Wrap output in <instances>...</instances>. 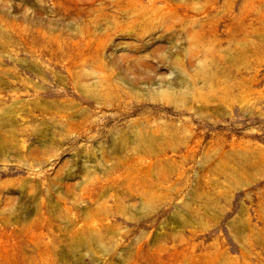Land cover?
Segmentation results:
<instances>
[{"label":"rangeland","instance_id":"374dc122","mask_svg":"<svg viewBox=\"0 0 264 264\" xmlns=\"http://www.w3.org/2000/svg\"><path fill=\"white\" fill-rule=\"evenodd\" d=\"M0 264H264V0H0Z\"/></svg>","mask_w":264,"mask_h":264}]
</instances>
